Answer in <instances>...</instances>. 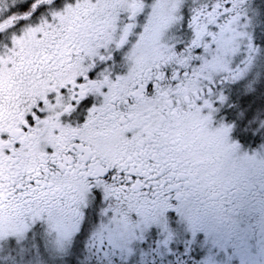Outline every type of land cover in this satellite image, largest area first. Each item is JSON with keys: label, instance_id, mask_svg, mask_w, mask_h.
<instances>
[{"label": "snow or ice", "instance_id": "snow-or-ice-1", "mask_svg": "<svg viewBox=\"0 0 264 264\" xmlns=\"http://www.w3.org/2000/svg\"><path fill=\"white\" fill-rule=\"evenodd\" d=\"M0 264H264V0H0Z\"/></svg>", "mask_w": 264, "mask_h": 264}]
</instances>
